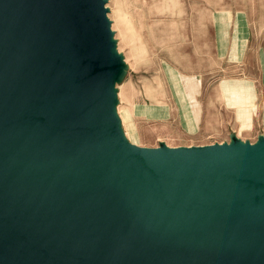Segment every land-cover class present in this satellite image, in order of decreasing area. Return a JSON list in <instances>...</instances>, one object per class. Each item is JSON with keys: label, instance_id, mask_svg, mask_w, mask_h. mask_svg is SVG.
Masks as SVG:
<instances>
[{"label": "water", "instance_id": "1", "mask_svg": "<svg viewBox=\"0 0 264 264\" xmlns=\"http://www.w3.org/2000/svg\"><path fill=\"white\" fill-rule=\"evenodd\" d=\"M115 44L106 0H0V264H264V140L131 143Z\"/></svg>", "mask_w": 264, "mask_h": 264}, {"label": "rangeland", "instance_id": "2", "mask_svg": "<svg viewBox=\"0 0 264 264\" xmlns=\"http://www.w3.org/2000/svg\"><path fill=\"white\" fill-rule=\"evenodd\" d=\"M106 7L121 58L114 111L128 141L179 147L264 140V113L247 129L216 89L247 77L246 65L223 59L227 35L234 28L249 29L253 39L264 34V0H106Z\"/></svg>", "mask_w": 264, "mask_h": 264}, {"label": "crops", "instance_id": "3", "mask_svg": "<svg viewBox=\"0 0 264 264\" xmlns=\"http://www.w3.org/2000/svg\"><path fill=\"white\" fill-rule=\"evenodd\" d=\"M227 37L225 47L227 50L223 59H227L232 65H246L247 77H232L222 80L217 83L216 89L222 91V101L225 107L230 109L234 119L239 122L244 119L248 123L245 125L248 129L264 113V102H261L262 105L261 103L257 104L264 91V34L259 33L258 39H253L249 29L242 28L240 34H236L234 28L232 34ZM212 42L216 51H220L218 33L216 34L214 31ZM257 89L260 92L258 96L253 97V93ZM221 106L223 107V104ZM257 107L262 108V111H258Z\"/></svg>", "mask_w": 264, "mask_h": 264}, {"label": "bare ground", "instance_id": "4", "mask_svg": "<svg viewBox=\"0 0 264 264\" xmlns=\"http://www.w3.org/2000/svg\"><path fill=\"white\" fill-rule=\"evenodd\" d=\"M108 19H109V17H108ZM109 21H110V19H109ZM110 24H111V22H110ZM112 30V29H111ZM113 51H114V49H113ZM115 113H117V112H115ZM116 115V114H115Z\"/></svg>", "mask_w": 264, "mask_h": 264}]
</instances>
